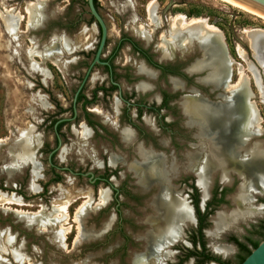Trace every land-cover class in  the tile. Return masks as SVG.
<instances>
[{
  "label": "rangeland",
  "instance_id": "rangeland-1",
  "mask_svg": "<svg viewBox=\"0 0 264 264\" xmlns=\"http://www.w3.org/2000/svg\"><path fill=\"white\" fill-rule=\"evenodd\" d=\"M34 1L37 0H0V193L15 200V203L0 201V263L135 264L134 259L144 254L146 242L143 240L146 232L153 229L151 217L155 213L150 214V210L142 202L143 198H139L137 183L147 185L140 182V173H135L130 166L137 159L132 148L127 147L132 142L126 143L120 136L125 144L123 146L118 138V130L120 134L122 128L130 129L124 125H132L118 120L112 99L106 101V106L96 107L99 112L92 113V124L79 116L80 108L77 106L76 119L68 121L59 129L61 144L52 160L59 166H68L75 171H93L96 175L105 171L108 179L121 188L118 212L115 209L112 189L107 183L93 185L86 176L52 168L47 161L49 151L56 145L53 120L71 115V98L78 83L75 82V76L66 73L76 67V50L83 47L87 51L97 39L96 27L89 22L86 0H75L69 8L71 22L75 21L77 11H82L85 23L81 27L74 24L73 32L68 35L61 29L67 2L41 0L36 20L34 18L30 21L27 10L32 5L30 2ZM98 5L100 14L109 26L110 44L124 31L140 39L149 38L150 35L153 47L158 53L163 48L166 56L170 50L181 63L198 59L188 71L204 69L207 74L200 79L202 82L223 87L216 91L208 88L206 91L196 86L202 96L198 93L191 94L194 90L191 87L182 92L180 105L186 119L180 116L173 105L170 113H164L166 118L174 121L166 126L162 136L167 142L166 145L171 147L167 154H173L172 151L177 149V162L182 165L193 163L191 167L198 173L208 151V123L198 111L189 114L185 104L191 99L204 102L206 106L225 104L231 97L232 88L224 87L225 82L232 85L240 80L247 82L248 91L252 93L248 100L254 102L261 117L260 133L251 136V139L248 136L247 140L251 143L261 142L264 148V66L253 55L247 33L250 29H264L262 18L223 0H98ZM150 5L153 21L148 13ZM20 12L21 20L10 31L4 19L17 18ZM47 17H52V20L48 22ZM176 17L184 21L201 18L222 32L230 67L226 81L218 83L216 68L204 60L207 44L203 37L192 38L184 45L172 44L168 40L167 45L162 46L164 39L169 38L170 25ZM45 23L49 26L47 32ZM35 25L36 33L30 35L29 32L32 33L33 30H29V27ZM24 26L26 32L22 31L25 30ZM139 26H143V30ZM65 39L69 40L68 44ZM53 44L56 50L48 51ZM169 59L171 58H165ZM84 61L86 66L88 59ZM129 61L134 66L137 64L133 58ZM137 71L149 79L155 77V73L143 63L138 66ZM100 76L98 68L91 73L85 86L88 96L92 87L101 79ZM120 78L125 86L139 80L125 81L123 77ZM170 81L173 88L181 85L177 78H170ZM173 81L177 82V86L173 85ZM189 84L193 85L192 82ZM149 87L150 83L142 81L138 89L144 91ZM184 93L187 95L182 96ZM135 123L141 128L148 127L145 122ZM193 125L196 126L195 130L188 129ZM24 136L34 146L33 160L30 161L20 159L17 155L18 148L11 151ZM153 139L147 138L148 141L156 142ZM156 148L159 147L156 145ZM145 149L165 157L164 153ZM189 155L193 156L192 160L188 159ZM244 156L242 152V157ZM174 157L176 154L172 155ZM167 164L170 165V174L178 171L173 159L170 163L167 161ZM211 183H230L232 190L210 218L212 222L206 231L207 245L212 252L229 259L231 264H238L237 250L225 245L231 244L226 238L235 235L242 239L247 235L258 242L264 238V227H258L264 221V190L248 187L245 175L233 170L228 178L223 179L219 172L214 173ZM101 191L105 192V201L101 206L95 207ZM175 192L178 197L183 198L176 190ZM202 197L204 199L206 196L202 194ZM244 197H247L252 206L263 208V212L255 216L241 217L242 212L246 213L243 203L240 205ZM16 200L20 201L19 204ZM189 208L191 210L190 206ZM218 213L228 222L221 228L213 225V218ZM141 219L148 222L150 228L145 230ZM191 221L193 218L179 223L180 245L187 240L183 237V232L188 227L187 222ZM126 236L130 237L129 242ZM168 245L161 247L158 257L151 254L148 263L166 264L167 258L163 254L169 250ZM224 250L227 252H223Z\"/></svg>",
  "mask_w": 264,
  "mask_h": 264
},
{
  "label": "flooded vegetation",
  "instance_id": "flooded-vegetation-1",
  "mask_svg": "<svg viewBox=\"0 0 264 264\" xmlns=\"http://www.w3.org/2000/svg\"><path fill=\"white\" fill-rule=\"evenodd\" d=\"M22 1V0H21ZM24 1V0H23ZM66 3V12L63 17L64 22L62 21L61 29L64 31L63 33L68 35L73 32L72 26L75 24L77 27H81L85 20L83 18V12L77 11L75 21H70V13L69 8L73 5L75 0H65ZM87 4V1H86ZM95 5V4H94ZM96 9L99 12L98 0H96ZM88 8V5H87ZM21 14V12L19 13ZM88 14L90 17V24H94L97 30V39L92 44V47L87 51L84 50L83 47L78 48L76 50L77 55H74L76 58V67L71 70L70 73L75 76V82H78L71 98L70 110L71 115L69 117H60L67 118V120L61 121L59 123H67L70 120L76 119L77 115V106L80 108L79 116L82 117L84 121L89 124H92L90 121L92 113H98L96 107L106 106V101L112 99L115 107V111L118 113V120L128 122L132 126L124 125L125 127H129L134 134V141L130 143L127 147H131L134 155L136 144L140 143L145 148H150L156 152L164 153L166 160L170 163L173 159L174 164L176 166V171L174 174L169 175V181L174 186V189L177 193L185 198L188 205L191 207L192 218L193 221L187 223L188 227L184 230V235L186 242L183 245H180L178 242L180 241V236L175 240L177 243H170L168 249L169 255L166 256L167 262L166 264H208L215 262L216 264H222L221 261H226L231 264L229 259L222 258V256L217 255L212 252L207 245L208 237L206 231L208 230V226L212 220L210 219L213 215V212L219 206L221 202L226 201V195L232 190V186L230 183H223L217 185L211 183L209 188V194L203 199L202 190L200 186L197 184V171L195 172L192 169L191 164L182 165L177 162L178 154L177 149H174L172 152L176 157L172 158V153L167 154L168 151H171V147L167 144L164 139H162L164 135V131H166V126H170L171 122H174L171 118H166L164 113H170L173 106L176 107L180 116L186 119L185 114L182 111L180 105V99L182 92H186L190 87L193 88L192 93H199L198 88L196 86L205 89L208 91V84L201 85L195 81V79L203 74H205V70L201 71H188V69L193 65L194 62L181 63L180 60L175 59L173 52L168 50L166 56H164L163 48L161 49V54L158 53L156 49L153 47L152 39L143 37L140 39L136 35L128 33L126 31L119 33L117 39L113 44L109 43V26L107 22L104 20L106 25V39L104 45L100 51L99 59L101 63H95L91 68H89L95 53L97 51V47L101 38V29L95 19L91 16L88 10ZM100 14V12H99ZM101 15V14H100ZM22 16V14H21ZM102 16V15H101ZM24 17V16H23ZM93 19H92V18ZM48 22L52 20V17H47ZM21 20V19H20ZM46 20V19H45ZM45 22V21H43ZM46 25V23H45ZM46 32L48 31L49 26L46 25ZM25 27V26H24ZM33 28V29H32ZM29 30H33L30 35L36 33V25L34 27H29ZM26 32L25 30H22ZM45 33V31H43ZM42 33V32H41ZM34 40H36L34 34ZM67 44L69 43L68 39H65ZM66 44V47H67ZM67 50V49H65ZM163 52V53H162ZM137 61V64L134 66L129 61L131 59ZM165 58H171L169 60H165ZM173 58V59H172ZM85 59H88L87 65L85 66ZM143 63L147 68L151 69L155 73V77L153 79L147 78L145 75L138 73V66ZM99 69V73L101 74V79L92 87L90 90V95L88 96L85 93L86 82L89 79L91 73L96 69ZM69 70V69H68ZM35 71V70H34ZM123 77L125 81L136 80L139 79L138 82L132 84L123 85L121 83V78ZM170 78H177L181 85L179 87L173 88L171 85ZM142 79V80H141ZM142 81H146L148 84L150 83V87L144 91L138 89L139 83ZM190 82L193 83L190 86ZM68 85V84H67ZM79 89V90H78ZM78 90V92H77ZM216 91V90H213ZM77 92L76 99L74 100L75 93ZM187 94H183L185 96ZM202 96V95H201ZM113 105V104H112ZM73 107H75L76 112L74 115ZM57 118L53 120V131H54V123L60 119ZM135 121H141L148 124V127H140L136 125ZM58 123V124H59ZM57 124V125H58ZM62 124V125H63ZM127 124V123H126ZM61 125V126H62ZM124 126H120L121 128ZM61 128V127H60ZM120 128V129H121ZM196 126L193 125L192 128L188 127L190 130H195ZM168 130V129H167ZM169 131V130H168ZM58 135L59 131L57 130ZM170 134V132H168ZM55 134V131H54ZM56 137V145L57 146V136ZM155 139L156 142L148 141L147 138ZM118 138L119 143L123 146L118 130ZM153 139V140H154ZM61 140V139H60ZM156 145L159 148H156ZM169 146V147H168ZM53 147L49 153L55 148ZM57 150V149H56ZM56 150L51 155V164L49 165L52 168L60 169L62 171H67L73 175H81L86 176L89 182L93 185L97 183L104 182L107 183L112 189L113 199L115 201V209L118 212V196L121 193V188L116 187L107 177L105 171L102 174L96 175L93 171H75L68 166H59L55 164L52 160V157ZM48 153V155H49ZM171 157V158H170ZM171 159V160H170ZM48 161V156H47ZM118 164V163H116ZM124 166V165H123ZM62 167H66L65 169ZM198 170V169H197ZM86 172H91L92 176L85 174ZM234 175V174H233ZM236 176V175H235ZM160 184L157 181L151 182L149 185L144 186L142 184L136 185V190L139 192V198H143L142 202L146 209L150 210V214H154L155 211L151 207V198L157 194L159 191ZM183 187V188H182ZM182 188V190H181ZM208 192V190H207ZM133 194V193H131ZM129 196V195H128ZM132 197V196H131ZM135 200H138V197H135ZM148 215V214H146ZM145 217V215L143 216ZM120 219V218H119ZM211 220V221H210ZM141 221H143L141 219ZM144 222V221H143ZM144 229L150 228V224L148 222H144ZM264 227V221L259 223L258 227ZM261 227V228H262ZM144 232V231H143ZM141 232V233H143ZM144 239V238H143ZM228 243L225 244L232 247V250H237L238 259L242 255H244L245 251L239 246V243L244 244L248 248H252L253 239L249 236L245 235L241 238L236 237L235 235H229L227 238ZM126 240L129 242L130 237L126 236ZM145 240V239H144ZM143 242L145 243L146 241ZM177 244V245H176ZM175 248V249H174Z\"/></svg>",
  "mask_w": 264,
  "mask_h": 264
},
{
  "label": "bare ground",
  "instance_id": "bare-ground-1",
  "mask_svg": "<svg viewBox=\"0 0 264 264\" xmlns=\"http://www.w3.org/2000/svg\"><path fill=\"white\" fill-rule=\"evenodd\" d=\"M223 1L264 20L263 12L238 0ZM40 2L41 0L30 2L32 5L27 10L30 21H33L37 15ZM148 13L151 21H153L154 17L151 5L148 7ZM21 17L20 14H18L17 18L7 17L6 20L4 19V23L6 27L12 31L14 25ZM139 27L140 30H143V26ZM247 33L253 55L256 56V60L264 66V29H250ZM199 36L203 37L207 44L205 51L206 58L204 60H207L209 64H213L216 68V80L218 83L226 81L229 77L230 67L228 56L224 49L223 34L218 28L210 25L204 19L192 18L189 21H184V19L176 17L170 25L169 38L167 40L163 38L164 42L162 46L167 45L168 40L172 44L178 43L184 45L192 38H197ZM55 47V44H53L48 51L56 50ZM141 69L145 70L144 67ZM173 85L177 86V82L173 81ZM224 87H232L230 91L231 97L225 104L206 106L204 102H199L196 99H191L185 104V109L189 114L198 111L208 123V151L202 164L200 163L201 165L197 173V184L200 186L204 196H207L209 193V187L214 173L219 172L221 179H223L228 178L232 170L240 175H245L247 178L246 185L248 187L264 190V148L261 142L256 141L251 143L249 142L250 140H247L248 136H250L251 139V136L254 137L260 133L259 122L261 121V117L254 106V102L248 100V97H252V93L248 91L247 82L242 80L232 85L226 81ZM120 136L126 143L133 142V132L128 128H122L120 130ZM17 148L19 150L17 155L20 156L21 160H33L34 146L28 137H22L21 141L18 142L11 151L13 152ZM242 152L245 154L244 157H242ZM14 155L16 156V153H14ZM136 157L137 159L131 162L130 166L135 173H140V182L149 185L151 182L157 181L160 184L159 191L153 197V205L151 206L155 211V215L151 217L153 229L146 232L144 254L134 259L135 264H149V256L154 254V256L158 257L161 254V247L165 244L173 243L180 235L179 227L181 224L179 223L184 220L192 219V214L185 200L177 196L174 186L169 181L171 171L170 165L167 164L165 157L145 149L139 143L135 147V158ZM188 159L192 160L193 156L189 155ZM87 200L89 199L87 198ZM0 201L15 203V200L6 197L3 193H0ZM104 201L105 192L101 191L98 201L95 202V207L101 206ZM16 202L19 204L20 201L16 200ZM87 202L90 203V201ZM85 203L84 201V204ZM82 204L80 206H82ZM247 204L251 203L247 197H244L240 205L246 209L244 211L246 213L242 214V212L241 217L255 216L263 212V208L260 209V207L256 208L252 206V204ZM60 210L63 212L62 208ZM76 211L78 212V210ZM81 216L82 215H80V217ZM227 223V219L219 213L213 218V225L215 228H221ZM223 252H227V250ZM163 255H169L168 251Z\"/></svg>",
  "mask_w": 264,
  "mask_h": 264
},
{
  "label": "water",
  "instance_id": "water-1",
  "mask_svg": "<svg viewBox=\"0 0 264 264\" xmlns=\"http://www.w3.org/2000/svg\"><path fill=\"white\" fill-rule=\"evenodd\" d=\"M86 1H87L89 13L95 19V21L98 23V25L100 26V29H101L100 42H99V45L97 47V51L95 53V56H94L90 66H89V68H91V66H93L95 63H101V60L99 59V54H100V51L104 45L107 30H106V25L104 23L102 16L99 14V12L97 11V9L94 5V0H86ZM238 1H240V2H242L248 6L264 13V0H238ZM203 70L201 69L199 71L202 72ZM206 74H207V72H205V74L203 76L197 77L195 79V81L201 85L208 84V87L211 89V91L223 88L221 85L220 86H214L211 83L202 82L200 79L205 77ZM78 90H77V92H78ZM77 92L75 93L74 100L76 99ZM73 111H74V115H75V112H76L75 107H73ZM64 120H67V118H60L54 123V131H55V134L57 136V146L48 155V162L50 164H51L52 153L56 149H58V147L61 144V140H60V137H59L58 132H57V124L61 121H64ZM62 168L65 169L66 167H62ZM85 174L92 176L91 172H86ZM212 263L216 264L215 262H212ZM239 264H264V238L262 240H260L259 243L254 248L251 249V251L245 256V258Z\"/></svg>",
  "mask_w": 264,
  "mask_h": 264
},
{
  "label": "trees",
  "instance_id": "trees-1",
  "mask_svg": "<svg viewBox=\"0 0 264 264\" xmlns=\"http://www.w3.org/2000/svg\"><path fill=\"white\" fill-rule=\"evenodd\" d=\"M94 4H95V6H96V0H94ZM92 18V17H91ZM93 19V18H92ZM63 123H59L58 125H57V130L59 131V129H60V127H61V125H62ZM54 180V179H53ZM259 242L258 241H253V243H252V248H254L257 244H258ZM239 246L242 248V249H244V251H245V253H244V255H242L241 257H240V259H239V261H238V264L245 258V256L251 251V249L250 248H248V247H246L244 244H242V243H239ZM220 263H222V264H230V263H228V262H226V261H221Z\"/></svg>",
  "mask_w": 264,
  "mask_h": 264
}]
</instances>
